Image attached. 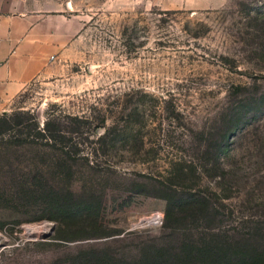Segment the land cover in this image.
Instances as JSON below:
<instances>
[{"label": "rangeland", "instance_id": "obj_1", "mask_svg": "<svg viewBox=\"0 0 264 264\" xmlns=\"http://www.w3.org/2000/svg\"><path fill=\"white\" fill-rule=\"evenodd\" d=\"M70 8L73 48L0 115V264H139L215 234L264 247V0ZM191 191L201 220L166 227L167 198ZM54 197L106 218L57 238Z\"/></svg>", "mask_w": 264, "mask_h": 264}, {"label": "crops", "instance_id": "obj_2", "mask_svg": "<svg viewBox=\"0 0 264 264\" xmlns=\"http://www.w3.org/2000/svg\"><path fill=\"white\" fill-rule=\"evenodd\" d=\"M75 0H0V115L26 88L52 75L84 29Z\"/></svg>", "mask_w": 264, "mask_h": 264}, {"label": "trees", "instance_id": "obj_3", "mask_svg": "<svg viewBox=\"0 0 264 264\" xmlns=\"http://www.w3.org/2000/svg\"><path fill=\"white\" fill-rule=\"evenodd\" d=\"M6 118L0 117V122H6ZM219 142V143H218ZM214 149L207 152L213 154V166L219 171V175L225 176L228 172L222 164L223 155L229 150L228 146L218 141ZM201 195V194H200ZM199 193L189 192L186 195L168 197L165 210V226L184 222H197L202 218V213L208 209V202ZM71 199L52 198V219L58 221L56 237L72 240V232L79 228L86 230L97 229L99 217L106 218V212L100 211L94 202L85 205ZM190 223V222H189ZM79 227V228H78ZM231 235L224 237L218 235H204L200 241L192 240L183 246L180 252H171L158 258H143L139 264H264V247L249 241L245 243L231 242ZM234 243V244H233ZM73 264H122L113 259H100L96 255L81 256Z\"/></svg>", "mask_w": 264, "mask_h": 264}, {"label": "bare ground", "instance_id": "obj_4", "mask_svg": "<svg viewBox=\"0 0 264 264\" xmlns=\"http://www.w3.org/2000/svg\"><path fill=\"white\" fill-rule=\"evenodd\" d=\"M33 233H34V235H38L39 234V232H37L35 229H33Z\"/></svg>", "mask_w": 264, "mask_h": 264}]
</instances>
